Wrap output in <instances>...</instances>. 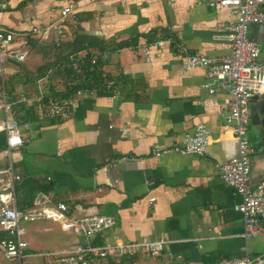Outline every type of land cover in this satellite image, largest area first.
Listing matches in <instances>:
<instances>
[{
  "label": "crops",
  "instance_id": "1",
  "mask_svg": "<svg viewBox=\"0 0 264 264\" xmlns=\"http://www.w3.org/2000/svg\"><path fill=\"white\" fill-rule=\"evenodd\" d=\"M70 1L77 8L68 17L62 42L82 31L115 43L136 39L135 45L110 53L105 66L126 79L113 89L75 97L66 119L32 122L24 145L12 155L15 171L23 180L50 185L53 199L67 202L75 216H112L115 225L91 238L93 244L159 237L169 241L158 257L117 259L112 254V264H215L222 258L264 254V235L242 237L243 217L236 209L241 198L221 181L215 166L238 151L225 122L233 97L224 92L211 96L202 87L205 71L183 69L182 53L173 45L153 47L150 61L142 53L145 35L164 29L190 52L227 54L212 36L225 34L222 25L234 20L230 8L209 7L200 0H0L7 4L0 9V25L28 32L54 21ZM249 37L258 43L264 62V23L251 24ZM21 64L10 62L9 76ZM198 124L210 131L204 156L155 155L181 145ZM250 126V178L256 185L264 180V143ZM44 222L50 224L43 231L60 229ZM59 232L60 249L83 242Z\"/></svg>",
  "mask_w": 264,
  "mask_h": 264
},
{
  "label": "built area",
  "instance_id": "2",
  "mask_svg": "<svg viewBox=\"0 0 264 264\" xmlns=\"http://www.w3.org/2000/svg\"><path fill=\"white\" fill-rule=\"evenodd\" d=\"M198 3L209 7L230 8L234 20L222 25L225 34L212 36V39L219 40L228 50L227 54L215 57L193 53L186 45L176 42L172 36L158 38L150 44L145 38L142 53L145 59L150 61L153 57V47L173 45L172 47L182 53L183 69L201 68L205 71L206 81L202 87L211 96L215 97L224 92L233 97L234 104L225 116V122L231 126L238 151L235 156L217 162L215 166L221 181L241 198L236 209L243 217L242 237H259L264 235V226L260 221L264 218V180L256 185L251 184L250 155L253 152V142L247 137V130L250 125L251 99L254 95L264 92V62L259 59L258 43L249 37V26L263 23L261 6L264 0H200ZM6 7L5 2H0V9ZM76 8V4L70 1L59 8L54 21L45 26L32 27L28 32H15L0 25V138L3 142V148L0 149V250L7 260L18 264L37 256L43 258L44 264H112V254L117 259L134 258L137 255L155 258L163 253L165 245L169 243L165 237H159L154 240L93 244L90 239L113 227L115 219L110 215L98 213L75 216L67 202L54 200L49 191H37L28 208L21 209L17 206L16 183L21 180V176L14 169L12 155L24 145V132L29 130L32 123L30 120L20 119L22 111L16 110L17 105L31 107L39 120H63L68 117L69 107L75 97L85 92H93L78 90L73 97L61 101L58 97L48 94L45 88L48 76L11 87L8 84L9 63L20 64L27 60L29 38L59 44L65 35L68 17L75 13ZM68 60L73 69L78 68V59L74 55H69ZM59 64H63V61ZM55 67L50 66L47 75H50ZM107 89H110V85ZM209 142V129L204 124H198L192 133L185 134L181 145L162 149L155 155L174 152L204 156ZM152 201L153 199L150 202ZM41 221H50L57 224L62 231L81 237L82 244L39 255L29 254L26 252L29 242L25 239L27 229L24 224ZM215 264H264V254L255 258H222Z\"/></svg>",
  "mask_w": 264,
  "mask_h": 264
},
{
  "label": "trees",
  "instance_id": "3",
  "mask_svg": "<svg viewBox=\"0 0 264 264\" xmlns=\"http://www.w3.org/2000/svg\"><path fill=\"white\" fill-rule=\"evenodd\" d=\"M175 37L167 30L158 31L157 29L145 35L147 42L153 43L158 38ZM177 42V41H176ZM136 39L124 43H115L114 39L105 40L98 35H88L85 32L76 33L71 42L54 44L52 42H41L39 39L29 38L27 45L29 54L27 60L20 65L15 74L8 78V84L11 87L14 84H28L36 81L43 76L47 77L45 88L48 94L58 97L65 101L75 95L78 90L97 92L106 90L108 85L110 89L115 88L119 81H124L125 77L121 75L114 76L105 66L109 63L110 53L125 46L135 45ZM65 44V45H64ZM67 49V51H65ZM40 56L37 66L32 70L30 67ZM69 55H74L78 59V68L73 69L68 60ZM48 56V59H46ZM107 57V58H105ZM43 61V62H42ZM63 61V64H59ZM56 66L50 75H47L50 66ZM16 110L22 111L20 119L30 120L31 122L42 121L33 113L31 107L25 108L24 105H17ZM52 123L56 119H44ZM3 148V142L0 138V149ZM16 183V202L21 209L30 207L33 197L37 191H47L50 185L39 182L35 179H25ZM1 238V236H0Z\"/></svg>",
  "mask_w": 264,
  "mask_h": 264
},
{
  "label": "rangeland",
  "instance_id": "4",
  "mask_svg": "<svg viewBox=\"0 0 264 264\" xmlns=\"http://www.w3.org/2000/svg\"><path fill=\"white\" fill-rule=\"evenodd\" d=\"M62 43H67L62 42ZM65 45V44H64ZM68 48H66L65 51H67ZM46 59H48V56H46ZM43 62V61H42ZM38 63L35 60V67ZM21 124V123H20ZM21 129H23L22 126H20ZM253 128V126H250V129ZM50 224L42 222H36L32 224H24V226L27 229V233L25 235V239L29 242V247L26 249V252L29 254H42L47 251H54L61 248L59 240L62 239V233L59 232V228L56 227L54 231H43V226ZM59 229V230H58ZM0 264H18V262H14L13 260H7L4 257L3 252L0 250ZM23 264H44L43 258H40L39 256L27 259L23 262Z\"/></svg>",
  "mask_w": 264,
  "mask_h": 264
},
{
  "label": "water",
  "instance_id": "5",
  "mask_svg": "<svg viewBox=\"0 0 264 264\" xmlns=\"http://www.w3.org/2000/svg\"><path fill=\"white\" fill-rule=\"evenodd\" d=\"M261 9L264 14V4L261 6ZM250 123L256 128L257 134L261 136V141L264 143V92L254 95L251 99ZM260 221L264 226V218H261Z\"/></svg>",
  "mask_w": 264,
  "mask_h": 264
}]
</instances>
